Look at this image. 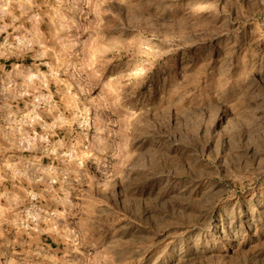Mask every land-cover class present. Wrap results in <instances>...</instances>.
<instances>
[{"label": "rangeland", "instance_id": "1", "mask_svg": "<svg viewBox=\"0 0 264 264\" xmlns=\"http://www.w3.org/2000/svg\"><path fill=\"white\" fill-rule=\"evenodd\" d=\"M0 264H264V0H0Z\"/></svg>", "mask_w": 264, "mask_h": 264}, {"label": "bare ground", "instance_id": "2", "mask_svg": "<svg viewBox=\"0 0 264 264\" xmlns=\"http://www.w3.org/2000/svg\"><path fill=\"white\" fill-rule=\"evenodd\" d=\"M204 10H206V8L204 9ZM203 10V11H204ZM204 15V12H202L201 13V16H203ZM111 48H112V46H103V47H101V51H109V50H111ZM136 70V69H135ZM137 73L136 72H133L132 73V75H136ZM39 77H40V75L39 74H37V73H31L30 75H29V78H28V82H31V83H35L34 81L35 80H37V79H39ZM30 83V84H31ZM48 97H51V96H48ZM52 104H53V102H52ZM53 106V105H52ZM58 120H62V118H59Z\"/></svg>", "mask_w": 264, "mask_h": 264}, {"label": "crops", "instance_id": "3", "mask_svg": "<svg viewBox=\"0 0 264 264\" xmlns=\"http://www.w3.org/2000/svg\"><path fill=\"white\" fill-rule=\"evenodd\" d=\"M22 41V40H21Z\"/></svg>", "mask_w": 264, "mask_h": 264}]
</instances>
